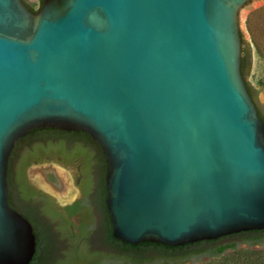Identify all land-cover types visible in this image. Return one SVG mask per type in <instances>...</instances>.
<instances>
[{
	"label": "water",
	"instance_id": "95a60500",
	"mask_svg": "<svg viewBox=\"0 0 264 264\" xmlns=\"http://www.w3.org/2000/svg\"><path fill=\"white\" fill-rule=\"evenodd\" d=\"M250 1L43 0L32 13L0 0V264L36 252L32 225L8 205L7 169L15 143L38 129L98 144L122 243L264 230V122L240 71ZM28 173L60 204L76 196L59 169Z\"/></svg>",
	"mask_w": 264,
	"mask_h": 264
},
{
	"label": "flooded vegetation",
	"instance_id": "af4514ba",
	"mask_svg": "<svg viewBox=\"0 0 264 264\" xmlns=\"http://www.w3.org/2000/svg\"><path fill=\"white\" fill-rule=\"evenodd\" d=\"M55 130L57 129H50ZM74 133L82 136L62 141V151L30 159L24 169L25 184L18 186L14 180L15 189L7 198L13 210L23 215L33 229L38 226L44 240L55 247L52 264L66 261L74 250L80 251L85 258L96 254V258L102 262L111 253L118 254L104 242L105 229L109 225L111 227L104 203V156L89 135ZM43 165L54 170L59 169L70 179L76 193L72 201L60 204L50 193L57 191V188L42 175L43 186L30 181L29 170ZM151 256L145 255L146 261L141 264H158L154 260L147 261Z\"/></svg>",
	"mask_w": 264,
	"mask_h": 264
},
{
	"label": "trees",
	"instance_id": "16d2710c",
	"mask_svg": "<svg viewBox=\"0 0 264 264\" xmlns=\"http://www.w3.org/2000/svg\"><path fill=\"white\" fill-rule=\"evenodd\" d=\"M42 1L43 0H40L39 8ZM22 2L32 13H36L39 10V8L34 10L32 5L27 4L25 0H22ZM249 17L246 19V30L250 35L252 46H254L257 50V40L248 25ZM240 38L242 45L240 61L241 75L247 92L256 106L257 114L264 122L262 110L254 98L253 87L245 80L246 74L244 66L249 62L251 46L244 40L241 32ZM76 136L82 135L75 134L74 132L65 133L57 130L50 131V129H38L31 131L25 137L16 142L8 160V195L15 189L14 180L18 186H23L25 184L24 169L26 165L30 163V159L35 157L42 158L45 154L57 152L60 148H62V141L73 139ZM7 202L10 208H12L8 199ZM33 232L36 237V252L29 264H52L56 253L55 247L51 242L48 243L44 240L42 232L38 226L33 229ZM104 242L109 246V248L117 251L118 254L111 253L106 256L102 262L99 258H96V254H94L93 257L90 256V258H85L80 251L74 250L68 255L66 261H58V263L141 264L143 261H146V257L144 256L151 254L152 256L148 257L147 261L154 260V262H157L158 264H174L191 259H194L196 263L204 264L201 262L202 258H205L206 261L219 260L222 264H264V249L252 250L250 248L253 245L264 244V230L242 232L239 234L221 237L212 241H200L186 244L184 246L168 247L149 242L140 243L138 245H128L122 243L112 237L111 227L109 225L104 232ZM240 244H244L248 247L239 248Z\"/></svg>",
	"mask_w": 264,
	"mask_h": 264
},
{
	"label": "rangeland",
	"instance_id": "374dc122",
	"mask_svg": "<svg viewBox=\"0 0 264 264\" xmlns=\"http://www.w3.org/2000/svg\"><path fill=\"white\" fill-rule=\"evenodd\" d=\"M35 9L39 7L40 0H28ZM250 16V17H249ZM249 17L248 25L253 32L258 49L252 46L250 35L246 30V19ZM240 31L244 40L250 44V59L244 66L246 74L245 80L253 87L254 98L262 110L264 116V0H252L247 3L245 9L240 14ZM248 246L240 244L239 248H246ZM252 250H263V245H253ZM204 264H222L219 260L206 261L201 259ZM174 264H199L194 259L187 261H180Z\"/></svg>",
	"mask_w": 264,
	"mask_h": 264
}]
</instances>
